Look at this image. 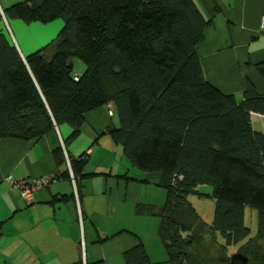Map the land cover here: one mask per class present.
<instances>
[{
	"label": "trees",
	"instance_id": "obj_1",
	"mask_svg": "<svg viewBox=\"0 0 264 264\" xmlns=\"http://www.w3.org/2000/svg\"><path fill=\"white\" fill-rule=\"evenodd\" d=\"M4 14L27 23L61 18L64 26L25 58L10 33L0 32V136L39 139L67 123L69 142L88 111L112 103L119 119L113 139L134 166L160 174L168 258L154 263L139 244L125 253L127 264L191 257L195 238L183 236L190 227L181 216L186 207L200 218L186 198L203 184L213 187L216 236L248 241L246 207L258 211L264 233V131L253 126V113L264 115V95L248 83L238 99L207 80L197 51L207 21L195 0H24L0 9V20ZM75 57L86 65L81 75L73 72ZM258 68L264 75V63ZM54 158L67 162L62 147ZM70 164L76 179L94 175L84 172L85 154ZM63 176L71 179L68 168Z\"/></svg>",
	"mask_w": 264,
	"mask_h": 264
},
{
	"label": "crops",
	"instance_id": "obj_2",
	"mask_svg": "<svg viewBox=\"0 0 264 264\" xmlns=\"http://www.w3.org/2000/svg\"><path fill=\"white\" fill-rule=\"evenodd\" d=\"M22 1L0 0V9L4 13ZM195 2L207 21L197 48L207 80L238 99L248 83L264 95V75L258 68L264 63V0ZM63 26L61 18L27 23L4 14L0 20V32L10 33L24 58L53 41ZM261 118L253 113L254 120ZM261 123L259 130L264 131ZM118 126L116 112L103 105L85 114L80 134L69 142L72 127L67 123L39 139L0 136V264H86L100 259L127 264L125 253L139 244L152 262L167 260L160 225L168 191L159 184L158 172L142 171L127 159L109 133ZM59 147L67 158L62 165L54 158ZM84 154V172L94 175L76 179V195L72 179L63 172L70 171L71 157ZM56 173L30 201L13 184Z\"/></svg>",
	"mask_w": 264,
	"mask_h": 264
},
{
	"label": "rangeland",
	"instance_id": "obj_3",
	"mask_svg": "<svg viewBox=\"0 0 264 264\" xmlns=\"http://www.w3.org/2000/svg\"><path fill=\"white\" fill-rule=\"evenodd\" d=\"M73 63L74 74L83 72L86 68L85 63L78 57L73 59ZM259 121L263 122L264 118L258 121L253 119L257 129L261 128L262 123ZM197 191L187 196L186 203L196 210L200 218L186 207L183 208L181 216L190 227L188 231L183 232V236L195 238V243L191 246V257L184 264H230L228 260L231 256L240 253L249 258L246 264H264V233L258 234V211L251 207H246L245 210V224L251 229V238L248 241L229 244L227 238L221 235H217V239L209 224L214 218L215 210V200L209 196L213 187L203 184L198 186ZM153 248L152 251L155 250V247Z\"/></svg>",
	"mask_w": 264,
	"mask_h": 264
},
{
	"label": "built area",
	"instance_id": "obj_4",
	"mask_svg": "<svg viewBox=\"0 0 264 264\" xmlns=\"http://www.w3.org/2000/svg\"><path fill=\"white\" fill-rule=\"evenodd\" d=\"M261 30L264 31V16L261 19ZM109 111L111 114L114 113V107L112 103L108 104ZM68 165L70 168L71 179L75 185V193L77 195V187H76V178L71 168V164L68 160ZM59 176V173L54 174L53 176H41V177H33V178H22L20 180L15 181L13 184L17 187L23 198L30 201L33 199L34 193L41 187L49 185L53 180H55Z\"/></svg>",
	"mask_w": 264,
	"mask_h": 264
},
{
	"label": "water",
	"instance_id": "obj_5",
	"mask_svg": "<svg viewBox=\"0 0 264 264\" xmlns=\"http://www.w3.org/2000/svg\"><path fill=\"white\" fill-rule=\"evenodd\" d=\"M248 260L249 258L242 253L231 256V264H246Z\"/></svg>",
	"mask_w": 264,
	"mask_h": 264
}]
</instances>
